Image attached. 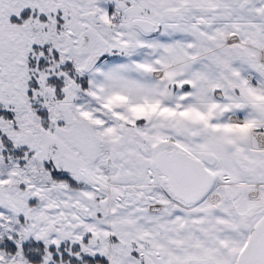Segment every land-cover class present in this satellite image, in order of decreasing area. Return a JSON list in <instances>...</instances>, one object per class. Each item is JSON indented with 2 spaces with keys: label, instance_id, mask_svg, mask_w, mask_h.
Listing matches in <instances>:
<instances>
[{
  "label": "snow or ice",
  "instance_id": "6c2138e0",
  "mask_svg": "<svg viewBox=\"0 0 264 264\" xmlns=\"http://www.w3.org/2000/svg\"><path fill=\"white\" fill-rule=\"evenodd\" d=\"M0 264H264V0H0Z\"/></svg>",
  "mask_w": 264,
  "mask_h": 264
}]
</instances>
